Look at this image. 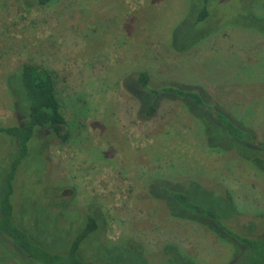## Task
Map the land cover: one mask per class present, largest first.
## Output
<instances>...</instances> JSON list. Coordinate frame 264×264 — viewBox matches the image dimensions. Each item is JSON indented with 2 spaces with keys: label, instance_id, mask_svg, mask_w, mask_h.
<instances>
[{
  "label": "rangeland",
  "instance_id": "rangeland-1",
  "mask_svg": "<svg viewBox=\"0 0 264 264\" xmlns=\"http://www.w3.org/2000/svg\"><path fill=\"white\" fill-rule=\"evenodd\" d=\"M26 1L0 0V124L18 120L6 81L25 61L59 71L73 132L64 143L47 138V147L44 138L31 139L13 196L18 210L25 204V227L39 236L48 230L42 241L65 247L93 209L104 228L82 245L94 262L231 264L233 243L204 222L172 216L160 199L166 190L153 197L149 185L190 190L239 234L259 236L264 153L257 142L221 136L210 104L191 110L165 95L157 116L143 122L129 84L148 72L152 86L188 87L264 140V0H212L210 17L198 23L202 0ZM205 110L206 122L196 115ZM14 143L0 133V163ZM233 143L238 151L228 148ZM54 199L69 201L53 207ZM11 247L0 236V264H28Z\"/></svg>",
  "mask_w": 264,
  "mask_h": 264
},
{
  "label": "trees",
  "instance_id": "trees-1",
  "mask_svg": "<svg viewBox=\"0 0 264 264\" xmlns=\"http://www.w3.org/2000/svg\"><path fill=\"white\" fill-rule=\"evenodd\" d=\"M52 1L28 0L25 4L29 7L33 5L46 6ZM211 3L212 0L201 1V8L195 17V23L210 17ZM178 51L181 52L182 50ZM131 79L133 83L129 84V89L133 92L135 98L138 99L140 108L137 116L143 122L157 116L159 101L165 95L169 99L181 98L191 110L193 106L204 109L205 106L210 104L215 108L213 113L211 111V116L214 117V122L211 125L215 124L217 126L216 131L221 136L236 142L241 141L244 144H255L257 142V148L264 153V140H258L249 129L239 125L240 122L235 121L232 114L233 117L221 111L219 106L209 103L201 93L190 90L188 87L174 85L152 86L148 72L137 73V77L133 76ZM6 83L13 99L12 106L18 120L10 126L0 124V133L6 134L15 142V149H11L8 160H3L0 163V169H2L0 175V236L7 238L11 242V248L25 258L28 264H122L115 263L112 259H102L100 263H97L84 256L83 242L96 231L97 237L100 236L104 228L99 212L93 209L87 211L85 226L78 230L65 247L64 245L57 247L42 241V233H47L48 230L42 231L39 236V233L34 228L25 227L22 219V215L24 217L26 213L25 204L22 203L20 210H18L17 200H14L13 196L17 192L15 180L18 176V170L24 160L30 155V141L36 136L37 139L44 138L47 147V142H49L47 138H57V140L64 143L70 139L73 131L69 128L70 125L64 112L65 98L63 96L67 87L63 85V78L58 70L43 64L24 61L9 75ZM18 105L23 108L18 107ZM207 112L205 110L196 115L206 122L204 113ZM38 126L43 127L39 135L35 133ZM205 130L210 145L212 147L217 146V143L212 142L209 129L206 127ZM236 147L237 145L233 143L228 148L232 151H238ZM41 149H38V153L42 152ZM36 150L35 147V152ZM160 188L166 190L165 197L160 199L166 202L167 207L169 206L172 216L204 222L209 228L217 229L224 239L235 245V258L231 264H264V233L259 236L239 234V232L223 221L226 218L215 207L204 204L194 197L195 200L191 196L190 190H178L179 186L167 183L166 185H157L156 182H153L149 185L150 195L155 197L152 192L160 190ZM58 197L61 198L60 195ZM53 201V207H57L58 204L65 206L69 200L63 199L59 201L54 199ZM59 216L57 215L56 217ZM51 218L52 215L49 211L44 220L47 223V220ZM110 248H115L119 251V247L114 245L108 246V249ZM141 259L143 260V258Z\"/></svg>",
  "mask_w": 264,
  "mask_h": 264
}]
</instances>
